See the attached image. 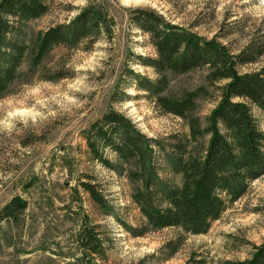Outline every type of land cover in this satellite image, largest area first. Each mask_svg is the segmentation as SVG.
<instances>
[{"label": "rangeland", "instance_id": "1", "mask_svg": "<svg viewBox=\"0 0 264 264\" xmlns=\"http://www.w3.org/2000/svg\"><path fill=\"white\" fill-rule=\"evenodd\" d=\"M44 1L47 14L26 23L30 50L24 69L38 33L53 22L71 18L88 0ZM96 1L116 21L111 39L102 38L89 50L83 44L54 46L40 68L0 99V210L15 195L28 202L17 220L0 223V264H80L75 234L82 228V219L97 226L108 240L104 256L91 258L98 264H184L192 251L206 256L208 264L245 258L251 244L264 239V175L206 233H186L174 255L159 261L162 253L158 249L179 231L149 227L143 235L131 233L129 228H138L142 218L130 198L132 183L125 175L128 166L120 164L122 172L111 171L90 160L82 131L105 110L116 84L131 80L120 78L127 49L134 54L154 53L147 37L129 24L125 8H151L206 39L216 37L236 53L250 39L264 45V0ZM263 66L264 53L239 70L249 72ZM131 68L154 76L149 67L133 62ZM205 75V69L172 75L169 84L174 93L207 87L210 95L196 99L203 125L218 95L216 85L209 84ZM126 90L133 97L139 94L133 86L126 85ZM112 105L130 116L148 137L188 131L181 118L162 113L142 96ZM258 118L264 128V116ZM85 174L97 178L111 213L101 210L82 190L78 178L85 179ZM29 180L33 182L24 191L22 185Z\"/></svg>", "mask_w": 264, "mask_h": 264}, {"label": "trees", "instance_id": "2", "mask_svg": "<svg viewBox=\"0 0 264 264\" xmlns=\"http://www.w3.org/2000/svg\"><path fill=\"white\" fill-rule=\"evenodd\" d=\"M125 9L129 24L147 37L154 53L134 54L127 49L120 78L131 80L116 84L107 107L83 129L82 135L90 160L111 171L122 172L120 164L128 166L125 175L132 183L130 198L142 218L138 228H129L133 235H143L149 227L179 231L158 249L162 261L174 255L186 233H206L212 222L264 175V128L258 118L264 116V66L249 72L239 70L242 65L256 62L264 53V45L250 39L233 53L216 37L206 39L171 23L151 8ZM47 12L44 0H0V99L15 83L40 68L54 46L83 44L89 50L102 38L111 39L116 24L102 4L88 0L71 18L53 22L38 33L24 69L30 50L26 23ZM133 62L151 68L154 76L135 71L131 68ZM197 69L206 70L207 82L216 85L218 92L205 125L197 115L196 99L210 95L207 87L177 93L169 88L172 75ZM126 85L133 86L139 94H128ZM138 96L162 113L181 118L187 133L148 137L130 116L112 105ZM32 182L24 183L23 190L28 191ZM78 184L101 210L111 213L108 198L95 176L85 174V179L78 178ZM27 207L24 197L13 196L0 210V223L17 220ZM81 223L82 228L75 234L80 264H98L91 258L104 256L108 240L87 219ZM223 263L264 264V239L251 244L245 258ZM184 264H208V260L192 251Z\"/></svg>", "mask_w": 264, "mask_h": 264}]
</instances>
